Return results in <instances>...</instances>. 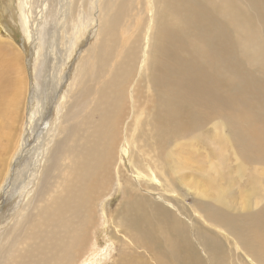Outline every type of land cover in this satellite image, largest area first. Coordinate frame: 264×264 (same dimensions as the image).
<instances>
[{"label":"bare ground","instance_id":"bare-ground-1","mask_svg":"<svg viewBox=\"0 0 264 264\" xmlns=\"http://www.w3.org/2000/svg\"><path fill=\"white\" fill-rule=\"evenodd\" d=\"M90 1L91 15L99 26L96 36L93 37L94 29L87 31L86 38L95 40L92 46L88 41L86 50L83 46L84 51L80 48L70 54L74 57L79 51L78 57L81 55L74 69L68 65V72L62 73L64 78L60 77L64 82L74 78L75 73L71 100L67 107L59 109V125L49 128L44 120L46 125L36 137L39 147L34 144L28 148L32 135L20 146L21 132L16 127L23 118L20 103L24 102L25 90L28 95L27 74L24 75L25 64L15 48L17 44L14 46L0 32V63L14 73L5 77L6 89L0 91V131L5 133L15 123L17 134L10 149L5 152L0 147L1 156L6 157L5 162L0 157V192L7 193L11 188V197L16 199L11 205L13 212L0 229V264H103L111 252L122 248L125 234L134 248L121 255V264H148L150 259L155 260L154 264H173V259L175 264H223L226 244L232 240L238 264H264V240L260 235L246 231L237 220L207 204L196 205L191 212L182 205L163 174L159 154L162 146L173 140V127H181L185 115L194 118L199 104L215 98L218 105H236V94L224 95L214 88L226 78L224 64L234 63L232 31L250 30L251 17L236 0ZM83 2L76 0L72 10L78 11ZM13 4L14 0H10L8 9H14L12 18L19 22V7ZM63 6L67 14L70 0H63ZM256 6L264 8L258 3ZM218 14L224 23L211 38L214 47L202 49L196 32ZM62 20L63 16L53 28L57 40ZM22 26L28 38L35 39L36 27L28 25V18ZM237 46H241L238 41ZM61 51L57 50V55L63 64ZM252 53L257 60L264 54V44ZM50 79H45L49 82L46 89L52 83ZM60 79L51 100L41 108L51 110L57 102L63 88ZM240 86L243 100L246 95L264 92L259 81L251 84L243 80ZM32 88L30 98L40 104ZM256 107L258 110L259 105ZM49 129L53 133L47 137ZM15 147H21L20 159L32 153L33 164L29 165L23 185L12 184V170L6 174V163ZM115 176L114 183L120 189L113 185ZM114 194L121 197L126 215L133 212L135 219L148 215L171 233L163 254L157 251L162 241L154 231L140 238L124 228L119 215H113L110 205ZM104 221H108V230L114 223L116 236L108 233ZM138 249L142 250L137 252ZM111 261L113 257L109 264Z\"/></svg>","mask_w":264,"mask_h":264},{"label":"rangeland","instance_id":"rangeland-1","mask_svg":"<svg viewBox=\"0 0 264 264\" xmlns=\"http://www.w3.org/2000/svg\"><path fill=\"white\" fill-rule=\"evenodd\" d=\"M71 1V7L70 9L68 7L69 11L67 10L68 12L65 14L63 0H14L13 6L19 7L16 11V17L19 22H15L12 18L14 9H8V6L10 7L8 5L10 0H0V32L3 36H8L14 46L17 44L15 48L23 56L22 64L23 61L25 64L23 71L24 75L27 74L25 78L27 79L28 95L26 96L25 90V99L22 100L24 104L20 103V116L22 115L23 118L19 120V124L17 123L18 126L16 127L21 132L20 146L28 135H32L29 138L31 145L29 144L28 148L34 147V144L38 145L37 134L41 128H44L46 122L49 123V128L60 124L59 109H64L67 107V102L70 103V88L75 81V70L72 71L74 78H69L64 82H62L64 78L62 73L63 71L64 74L68 72V65L71 69H74L77 63L75 60L77 58L76 61H78L81 55L78 57L79 51L74 57L70 54L80 50V48H82V51L86 50L87 43L90 40L86 38L88 32L91 33L95 29L94 37L98 31L99 23L97 18L91 15V1L84 0L80 5L81 9L79 7L78 11L72 10L76 0ZM236 1L239 8L246 11L251 17L252 23L250 30L239 33L234 30L232 31L234 40L232 60L234 63L231 66L224 64L222 70L226 78L222 79L214 88L224 95L232 96L236 94V98H234L236 105L231 106L227 103L218 105L215 98L206 103L199 104L194 118L185 115L182 126L178 128L173 127V140L165 143L160 149L159 154L164 164L163 174L170 180L173 191L183 201L182 205L189 212H191V208L195 209L196 205L207 204L226 213L237 220L243 229L260 235L264 240V115L258 112V110L264 112V92L257 96L246 95L247 98L244 100L240 98V95L243 93L240 84L243 80H249L251 84L259 81L264 87V54L255 60L252 53L253 49L257 48L260 44H264V8L256 6L257 3L264 5V0ZM95 6L94 4L93 8ZM83 8L86 10H83ZM6 10H9V12ZM79 12L81 13L79 14ZM218 15L219 17L209 19L207 24L199 27L196 32L199 45L202 49L208 50L214 47L211 38L224 23L223 16ZM58 16H63L61 29H59V33H61L59 40H57L56 36L53 37V28L57 26L56 24L60 18ZM26 18H28V25L33 23L36 27L33 32L36 33L35 39L28 38L26 28L22 26ZM90 19L94 22H91ZM36 22H38V25H36ZM60 40H62V43ZM92 41L90 46L93 45ZM237 41L241 43L240 48L237 46ZM83 46H85L84 50ZM74 48L76 49L74 50ZM57 50H62L61 52L64 54V65L58 59ZM210 72H213V70L210 69ZM48 73L52 74V76ZM13 75V72L9 73L7 68L0 63V91L6 89L4 84L5 77H12ZM62 75L63 78L61 80L60 77ZM49 77L54 81L52 80L49 89H46L49 82L45 79ZM59 79L63 84V88L60 91L61 94H57V102H55L53 108L51 107V110L47 109V106L41 108L40 105H46L51 100L53 88L57 87ZM32 87L37 92V99L40 104H37L36 100L34 101L30 98ZM256 105H259L258 110ZM28 118L30 122H28ZM16 128L14 123L6 128L5 133L0 131V147L1 149L3 148V151L6 152L10 149L16 140ZM52 133V129H49L47 137H50ZM23 139L24 141H22ZM23 146H26V144ZM2 150H0V157L5 162L6 157L1 156ZM20 150L21 147H15L11 151L10 159L6 163V174L8 170H12L14 175L12 184L19 183L23 185L24 178L28 175L31 167L29 165L30 163L33 164V161L30 156L32 153L29 154L30 152H28L27 156H22L21 160L20 155L23 152H20ZM15 162L16 164H14ZM1 172L2 168H0V178ZM113 180L114 187L120 189V186L114 183L116 176ZM110 185L111 182L109 183V189ZM122 185H125L123 179ZM10 189L7 193L2 194L0 192V229L8 221L9 215L13 212L11 205L16 201V199L14 201L11 197ZM112 197L111 210L113 211V215L120 216L124 228L127 231L135 233L140 238H144L148 231H154L162 241V245L157 248V251L163 254L172 239L171 233L158 223L152 222L148 215L142 219H135L133 212L126 215L121 197H117L115 194ZM98 216L100 217V211H98ZM109 219H111L110 215ZM104 223V228L108 230V221H104ZM112 228L113 232L111 231ZM109 231L111 235L116 236L114 223L109 225L108 233ZM175 239L176 237L173 234V241ZM115 243L117 244V241ZM195 244L198 247L200 246L199 242ZM234 246L233 240L226 244L227 255L223 264H238L236 253L233 249ZM133 248V242L125 234L122 248H116V251H114L115 254L117 253V256L114 257V253L111 252L103 264H109L112 257L114 262L112 260L110 264H121V255ZM122 249L123 251L120 253ZM141 250L138 249L137 252ZM201 254H203L202 251ZM135 257H138L137 253ZM154 261L150 259L148 260V264H154ZM173 264H175L174 259ZM181 264H184V262L182 261Z\"/></svg>","mask_w":264,"mask_h":264}]
</instances>
